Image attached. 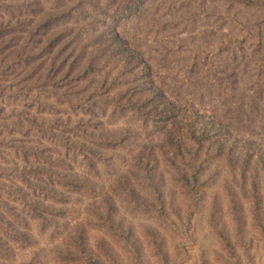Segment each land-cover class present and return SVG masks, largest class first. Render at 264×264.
<instances>
[{
    "label": "rangeland",
    "instance_id": "1",
    "mask_svg": "<svg viewBox=\"0 0 264 264\" xmlns=\"http://www.w3.org/2000/svg\"><path fill=\"white\" fill-rule=\"evenodd\" d=\"M261 154L264 0H0V264H264Z\"/></svg>",
    "mask_w": 264,
    "mask_h": 264
},
{
    "label": "trees",
    "instance_id": "2",
    "mask_svg": "<svg viewBox=\"0 0 264 264\" xmlns=\"http://www.w3.org/2000/svg\"><path fill=\"white\" fill-rule=\"evenodd\" d=\"M46 15H44V17H46L45 19H43L42 23L46 22V21H50L52 17L57 16L58 14L55 13V15L51 14V13H45ZM48 36V35H47ZM50 37V34L48 36V38ZM47 38V39H48ZM106 40H107V44L114 49H117L119 51V54L123 55L124 58H126L127 60H132V61H136L135 63H137V65L140 67V69L144 72V71H150V67L148 66V64H146L144 62V60H142L141 55L132 50L131 48L128 47L127 43L125 40H123L122 38H120L119 34L117 32H111L110 34L107 33L105 36ZM50 39V38H49ZM51 41V40H50ZM56 56V54H54ZM55 58H53L52 62L54 61ZM141 71V73H142ZM151 77V76H150ZM149 77V81L146 82L147 85H149V87L151 86L152 90L151 92L154 93L155 97H156V101L158 103V105L161 107V109L165 112L169 111V108L172 106V103L159 91L154 87V83L153 80H150L151 78ZM58 85L59 84H55ZM142 101V97L139 98L140 102ZM197 116V115H196ZM210 125L211 129H214L215 127L213 125H211L210 123H205L204 124V128L206 129L207 126ZM216 130V128H215ZM244 157L245 158L246 155L251 153V147L249 143H244V145L242 146V149ZM260 162H261V168L264 170V154H261L260 156Z\"/></svg>",
    "mask_w": 264,
    "mask_h": 264
}]
</instances>
